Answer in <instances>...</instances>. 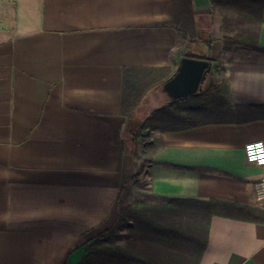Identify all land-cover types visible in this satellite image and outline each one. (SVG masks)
<instances>
[{"label":"crops","instance_id":"0c3cea01","mask_svg":"<svg viewBox=\"0 0 264 264\" xmlns=\"http://www.w3.org/2000/svg\"><path fill=\"white\" fill-rule=\"evenodd\" d=\"M35 1L37 10L25 12L24 28L13 32L0 12V264H78L114 223L124 170V68L180 63L185 43L177 29L204 53L212 40V70L229 84L230 106L220 122L157 132L149 190L136 188L134 204L224 201L227 213L212 217L200 264H264V205L255 194L264 167L244 150L264 141V55L243 45L226 51L222 40L224 14L237 27L235 12L245 6ZM246 10L261 12L264 45V0ZM160 95L155 108L168 100Z\"/></svg>","mask_w":264,"mask_h":264},{"label":"trees","instance_id":"16d2710c","mask_svg":"<svg viewBox=\"0 0 264 264\" xmlns=\"http://www.w3.org/2000/svg\"><path fill=\"white\" fill-rule=\"evenodd\" d=\"M235 1L245 8L244 12H235L239 22L237 27L233 25L230 12L224 14V49L231 51L237 45H243L264 55V45L260 42L261 12L246 10L257 0ZM177 32L185 43L184 57L212 60L211 39L208 52L204 53L198 39L181 29ZM179 64L149 70L124 68L122 115L125 124L128 119L135 118L150 93L160 88ZM229 90L227 82L210 79L197 95L178 101L166 100L128 130L122 128L124 170L117 217L87 245L86 254L78 264H200L208 245L212 217L227 213L224 201L171 198L167 203L135 205L128 203L127 198L133 188L131 181L140 138L154 131H180L220 122L230 106Z\"/></svg>","mask_w":264,"mask_h":264},{"label":"rangeland","instance_id":"374dc122","mask_svg":"<svg viewBox=\"0 0 264 264\" xmlns=\"http://www.w3.org/2000/svg\"><path fill=\"white\" fill-rule=\"evenodd\" d=\"M33 10H37V5L35 0H0V12L4 13V21L6 22L5 27L8 32L16 31L17 29L24 28L23 22L25 19V12H32ZM2 35V34H0ZM218 45L215 46L217 49ZM217 71L212 70L207 79L206 83L210 79H215L218 81ZM219 82V81H218ZM205 83V84H206ZM157 90V91H156ZM155 91L157 95L160 94L166 95L162 88H158ZM155 91H153L145 100V103L142 105L141 109L135 114V118L128 119L125 128L128 130L132 124H135L144 119V117L153 109H155L156 104L154 102ZM168 99V98H166ZM158 131L151 132L149 136L141 137L138 145V153L135 156V164H134V175L132 177L131 183L133 184V188L131 194L127 198L128 203L134 204L138 198L134 195V191L136 188H141L143 190H149V179H148V171L150 164V154L152 152L153 147L155 146L156 136ZM141 196V193L139 194ZM139 201V200H138Z\"/></svg>","mask_w":264,"mask_h":264},{"label":"water","instance_id":"95a60500","mask_svg":"<svg viewBox=\"0 0 264 264\" xmlns=\"http://www.w3.org/2000/svg\"><path fill=\"white\" fill-rule=\"evenodd\" d=\"M212 70V62L206 59L183 57L174 74L165 80L162 91L169 101H178L203 91Z\"/></svg>","mask_w":264,"mask_h":264},{"label":"built area","instance_id":"2783aa9c","mask_svg":"<svg viewBox=\"0 0 264 264\" xmlns=\"http://www.w3.org/2000/svg\"><path fill=\"white\" fill-rule=\"evenodd\" d=\"M245 155L249 162L264 167V141H249L244 146ZM255 194L258 200L264 205V176L255 183Z\"/></svg>","mask_w":264,"mask_h":264}]
</instances>
